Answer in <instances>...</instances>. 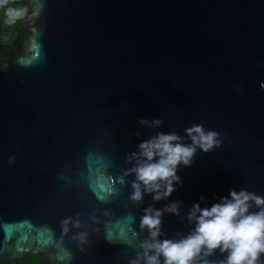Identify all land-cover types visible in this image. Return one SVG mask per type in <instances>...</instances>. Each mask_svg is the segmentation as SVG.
Segmentation results:
<instances>
[{
	"label": "water",
	"instance_id": "obj_1",
	"mask_svg": "<svg viewBox=\"0 0 264 264\" xmlns=\"http://www.w3.org/2000/svg\"><path fill=\"white\" fill-rule=\"evenodd\" d=\"M24 5L25 38L0 55V263L38 251L46 264H130L145 208L180 201L159 237L179 239L195 202L264 197V0ZM194 123L219 143L178 167L170 197L132 201L128 155L159 132L189 144ZM68 217L80 226L65 232Z\"/></svg>",
	"mask_w": 264,
	"mask_h": 264
},
{
	"label": "clouds",
	"instance_id": "obj_2",
	"mask_svg": "<svg viewBox=\"0 0 264 264\" xmlns=\"http://www.w3.org/2000/svg\"><path fill=\"white\" fill-rule=\"evenodd\" d=\"M27 11L26 5L18 6L15 0H0L3 24L15 25L25 18ZM139 123L158 127L162 122L140 118ZM185 132L191 140L189 144L183 143V138L174 132H159L141 141L137 151L128 155L132 167L120 177V182L124 183L130 174L135 176L131 181L132 201L142 202L145 194L152 195L154 201L167 199L176 184L182 183L177 175L178 167L190 166L197 149L207 152L219 143V134L205 130L201 124L194 123ZM180 203L174 201L163 209L153 206L144 209L140 227L147 230L148 237L141 243L143 251L130 264H140L141 260L143 264H215L207 257L215 255L217 250L226 254L219 264H264L261 260L264 256V197L246 189H233L210 207H201L195 202L185 213L193 229L179 239H159L164 212L179 215ZM254 207L257 210L251 211ZM61 223L65 232L70 224L80 226L72 217Z\"/></svg>",
	"mask_w": 264,
	"mask_h": 264
},
{
	"label": "trees",
	"instance_id": "obj_3",
	"mask_svg": "<svg viewBox=\"0 0 264 264\" xmlns=\"http://www.w3.org/2000/svg\"><path fill=\"white\" fill-rule=\"evenodd\" d=\"M22 1L15 0L18 6H22ZM22 20L12 26L3 24L2 20H0V55L7 57L9 49L25 38ZM0 264H46V262L43 253L32 251L25 252L18 260L8 259Z\"/></svg>",
	"mask_w": 264,
	"mask_h": 264
},
{
	"label": "flooded vegetation",
	"instance_id": "obj_4",
	"mask_svg": "<svg viewBox=\"0 0 264 264\" xmlns=\"http://www.w3.org/2000/svg\"><path fill=\"white\" fill-rule=\"evenodd\" d=\"M22 6H23V1H22ZM24 40V39H23Z\"/></svg>",
	"mask_w": 264,
	"mask_h": 264
},
{
	"label": "snow or ice",
	"instance_id": "obj_5",
	"mask_svg": "<svg viewBox=\"0 0 264 264\" xmlns=\"http://www.w3.org/2000/svg\"><path fill=\"white\" fill-rule=\"evenodd\" d=\"M9 26H11V25H9ZM22 254V253H21Z\"/></svg>",
	"mask_w": 264,
	"mask_h": 264
}]
</instances>
